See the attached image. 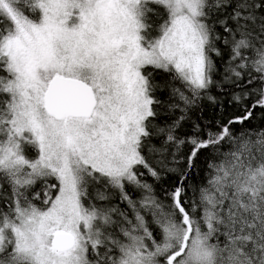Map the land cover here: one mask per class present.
Instances as JSON below:
<instances>
[{
	"label": "snow or ice",
	"instance_id": "obj_1",
	"mask_svg": "<svg viewBox=\"0 0 264 264\" xmlns=\"http://www.w3.org/2000/svg\"><path fill=\"white\" fill-rule=\"evenodd\" d=\"M257 107L264 0H0V264H264Z\"/></svg>",
	"mask_w": 264,
	"mask_h": 264
},
{
	"label": "trees",
	"instance_id": "obj_2",
	"mask_svg": "<svg viewBox=\"0 0 264 264\" xmlns=\"http://www.w3.org/2000/svg\"><path fill=\"white\" fill-rule=\"evenodd\" d=\"M225 59H227V53H225ZM167 79V76L162 74L161 76H158L157 79ZM219 79V77H217ZM212 93L214 95H217L220 100L223 101V111H221L219 104L216 106H213L209 104L207 101L203 102L202 106V113H193V118L195 119L197 116L202 114V119L200 122L203 124L205 122L211 121V127L215 130V122L217 120H221L223 122H227L230 118L234 116H239L242 114V106L236 105V104H230V93H220L215 88L212 89ZM256 99L255 96L250 98L249 100L245 101L249 106L254 102ZM261 128H264V109L257 107L253 111V115L250 120L246 121L243 125H233V130L235 132H240L242 130L246 129H253V130H259ZM191 124L186 123L183 128L179 130V134L181 136L184 135H190L191 134ZM190 146H187L183 149V151L186 153L188 151V148ZM225 150L227 149V145L224 146ZM209 158V154L207 151H202L200 153L199 158L197 159V166L199 171L195 174L194 177L191 179V183L193 184H199L202 182L203 177L205 175V172L207 170V160ZM149 182H152L151 179H149ZM176 182V177L170 176L168 179L162 181L159 184L155 185L156 192L158 195L162 194V188L169 187L171 185H174ZM189 195H191V192H189Z\"/></svg>",
	"mask_w": 264,
	"mask_h": 264
},
{
	"label": "rangeland",
	"instance_id": "obj_3",
	"mask_svg": "<svg viewBox=\"0 0 264 264\" xmlns=\"http://www.w3.org/2000/svg\"><path fill=\"white\" fill-rule=\"evenodd\" d=\"M28 155H29V156L33 155V153H32L31 150L28 151Z\"/></svg>",
	"mask_w": 264,
	"mask_h": 264
}]
</instances>
